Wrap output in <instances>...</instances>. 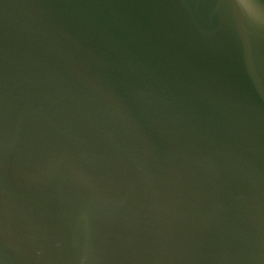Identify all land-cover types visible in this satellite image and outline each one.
Segmentation results:
<instances>
[{
	"label": "water",
	"instance_id": "obj_1",
	"mask_svg": "<svg viewBox=\"0 0 264 264\" xmlns=\"http://www.w3.org/2000/svg\"><path fill=\"white\" fill-rule=\"evenodd\" d=\"M0 264H264V20L0 0Z\"/></svg>",
	"mask_w": 264,
	"mask_h": 264
},
{
	"label": "snow or ice",
	"instance_id": "obj_2",
	"mask_svg": "<svg viewBox=\"0 0 264 264\" xmlns=\"http://www.w3.org/2000/svg\"><path fill=\"white\" fill-rule=\"evenodd\" d=\"M232 7L244 15H258L264 20V0H231Z\"/></svg>",
	"mask_w": 264,
	"mask_h": 264
}]
</instances>
